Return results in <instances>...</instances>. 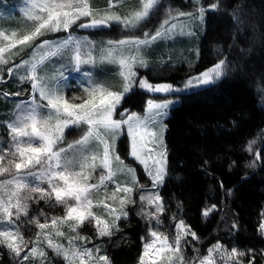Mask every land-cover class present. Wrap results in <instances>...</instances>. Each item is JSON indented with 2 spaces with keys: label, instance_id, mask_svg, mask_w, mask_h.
Segmentation results:
<instances>
[{
  "label": "snow or ice",
  "instance_id": "6c2138e0",
  "mask_svg": "<svg viewBox=\"0 0 264 264\" xmlns=\"http://www.w3.org/2000/svg\"><path fill=\"white\" fill-rule=\"evenodd\" d=\"M122 3L123 0H108L107 7L101 10L94 9L91 0H26L28 6L23 10L24 16L32 22V27L23 34L17 30L9 33L0 29V66L10 64L15 56L33 48L30 59L21 60L6 71L11 76L15 69L24 68L25 74L19 76L20 82L30 83L33 93H37L40 100L46 101V104H39L34 97L26 110L17 105L18 113L6 125L11 143L0 147V177H4L0 179V224L10 226L0 228V247L10 251L17 258V264H25L29 260H39L40 264H45L48 258L45 247L61 257L65 264H112L107 254H101L99 247L87 248L78 245L77 241L90 242L79 231L86 223L95 228L98 237L111 238L121 231L119 221L128 218V205L136 203L132 199L139 183L135 169L125 165L117 152V141L125 128L130 140L129 154L143 166L153 187L162 185L165 180L168 151L163 131L166 126L158 121L166 115L165 110L170 102L156 103L148 100L146 115L129 113L128 109H124L119 113L120 119L116 116L126 94L137 83V73L133 68L137 65L148 66L142 54L143 47L173 33L178 27L182 31L181 25L170 21L191 16L192 13L178 12L175 16L169 14L154 34L145 32L144 39L131 37L108 42L109 48L100 57V62L119 66L122 80L119 90L94 81L89 73H85L89 78L88 86L83 87L82 95L69 98L60 86V81L66 79L63 72L59 79L39 74L41 66L49 58L63 54L64 50L68 51L77 71L81 64L96 63L91 53L84 58L81 44L71 37L60 44H51L47 40L36 44L40 37L50 32L68 31L77 24L81 28L111 26L112 23L125 28H137L153 13L159 0H139V7L125 16L114 11L117 4ZM196 3L199 4L200 0H196ZM209 8L217 10L220 4L214 2ZM205 11L203 6L198 8L201 20ZM230 16L239 26L240 13L234 10ZM84 18H87L86 22H83ZM35 48H47V51L37 58ZM227 71V60L220 59L208 70L191 77L185 87L214 83ZM138 86L149 92L167 93L177 90L172 84H153L147 78L139 79ZM45 108L46 115L41 113V109ZM71 127H83V134L65 144V130ZM254 143L249 142L246 149L248 152L253 151ZM254 155L256 161L261 159L259 151ZM98 168L101 171L94 175ZM120 172H126L130 181L116 183L114 190L109 193L107 183L115 182L114 178ZM102 189L105 192L103 198L95 199L94 194ZM118 193L122 195L118 196ZM139 200L142 206L138 215L159 224L165 210L159 192L141 194ZM40 201L49 206L61 205L64 214L49 218L41 211L39 216H44L43 222L38 216H30L31 204ZM101 207L106 216L93 211ZM215 209L216 205L213 204L202 214L208 216ZM261 215L259 232L264 236V213ZM21 217H30L27 223L36 227L34 239L25 238L20 230L18 222ZM65 227L72 235L65 233ZM232 228L236 229L238 225L234 222ZM189 236L193 240L199 239L183 219L175 224V236L171 240L165 233L150 227L148 236L142 237L145 242L138 264H217V256L223 264H257L255 250L244 251L236 247L229 250L219 241L207 249L206 255L186 260L184 243ZM60 238L66 239L67 245L61 243ZM261 255L264 256V251ZM245 257L248 259L245 260Z\"/></svg>",
  "mask_w": 264,
  "mask_h": 264
},
{
  "label": "trees",
  "instance_id": "16d2710c",
  "mask_svg": "<svg viewBox=\"0 0 264 264\" xmlns=\"http://www.w3.org/2000/svg\"><path fill=\"white\" fill-rule=\"evenodd\" d=\"M21 0H0V6L9 10ZM218 2L220 8L209 6ZM108 0H91L93 8H106ZM118 10L121 15L139 7V0H123ZM170 4V5H169ZM162 5V6H161ZM173 4L160 0L165 10ZM196 6V5H195ZM198 6L205 7V21H198L203 28L197 42L198 57L195 65L179 66V72L170 78H151L153 84L169 83L174 91L149 92L141 89L138 82L124 99L123 109L143 110L148 97L165 99L181 94V102L170 110L166 119L165 144L167 146V175L159 194L163 198L164 212L159 226L170 236L175 234V224L183 219L199 237L186 241L184 252L196 244L202 252L218 241L227 249L255 250L257 264L264 263V236L259 224L264 213V0H200ZM234 10L240 13L237 26L231 19ZM79 23V22H78ZM19 29V33L32 27V22L23 16L9 17L2 23ZM78 25V24H77ZM156 27V29L158 28ZM66 32H64L65 34ZM52 35H60L59 32ZM48 36L45 35V37ZM200 40V41H199ZM161 43L150 53L156 61L160 58H175L176 53L167 45L164 36ZM199 47V51H198ZM151 56V57H152ZM220 59L228 62V71L214 83L185 87L194 76L208 70ZM4 79L0 82V143L10 138L4 122L13 118L23 83L17 73L8 75L3 66ZM3 93H9L5 96ZM252 152L246 149L249 142ZM259 151L261 159L255 160ZM254 164V166H249ZM216 209L208 216L203 211L211 205ZM128 218L119 221L121 228L111 238L98 237L91 224H85L81 233L91 237L112 261V264H138L149 228V221L138 215L131 205ZM30 216H62L61 205L49 206L44 201L33 203ZM30 217H21L18 222L22 232L33 237L37 231L27 223ZM175 218V219H174ZM236 223L238 228L233 229ZM14 255L0 247V264H16ZM248 257H245L247 260Z\"/></svg>",
  "mask_w": 264,
  "mask_h": 264
},
{
  "label": "rangeland",
  "instance_id": "374dc122",
  "mask_svg": "<svg viewBox=\"0 0 264 264\" xmlns=\"http://www.w3.org/2000/svg\"><path fill=\"white\" fill-rule=\"evenodd\" d=\"M169 1L174 6L173 8H171L172 5L171 6H169L170 4L168 5L169 6L168 9L165 10L166 11L165 16H163L162 20L158 23L159 27L161 26L163 21L169 17V14H171L172 16H175L176 13L178 12L192 13L191 16H182V17H179L177 20L170 21V23H176L178 25H181L183 30L181 31V29L178 27L173 33L164 36L166 42L168 43L167 45L172 49L173 53H176L177 59L171 58L169 56L167 58L157 59L156 61V59L152 55H150L153 49H155L156 46L161 44V43H156V40L153 41L151 44L144 46L142 49V54L147 60L148 66L141 67L137 65L133 68V71L137 73L135 77V80L137 82L141 78H147L150 83H152L150 81L151 78H156V79L170 78L174 74L179 72L180 65L185 64L188 68H190L191 66L195 65L198 59V57H196L197 42L199 39V35L201 37V33L203 34V28L198 23V21L203 23V20L199 18V14H198L199 6L196 3V0H169ZM27 6L28 5L26 4V0H21L17 6H13L9 10H5L0 6V29L5 30L9 33L11 30H17L19 32V29L16 28L15 26L13 25L11 26L10 24L3 25L2 23L5 19L9 17H13V16L19 19H20V16H23L24 18H26L24 16L23 10ZM122 6H124V4H121L120 7L119 5H117L114 8V11H116L118 14L121 15L120 11L118 10V7L120 8V10H122ZM161 6L156 7L153 13L148 17V19L143 21L142 24L137 28H125L124 26L117 24V23H112L111 26L85 27V28H81L78 25H73L68 31H59L60 35H52L57 32H50L48 33V36L40 37L35 42L36 44H39L43 40H47L51 44H60L64 40L71 37L73 41H78L81 44L82 46L81 52L84 58H87V55L91 53L92 57L95 58L96 63L95 64H81L79 66V71H77L75 64L70 59V55L68 51L64 50L63 54L49 58L45 62V64L41 66L42 70L39 71V74L41 76H47V77L56 76L59 79L60 73L63 72V75L64 77H66V79L63 81H60V86L63 88L66 96L69 98L72 96L82 95L83 87L88 86L89 78L85 75V73H89L92 80L100 82V83H104L107 86H111L113 90H119L120 85L122 83L121 77L119 76V66L117 64H112V63H107V62L101 63L100 57L103 56L106 53L107 49L109 48V44H108L109 41H117V40L127 39L131 37H139L141 39H144L143 34L145 32L154 34L156 27L158 26H156L155 28H153V26L155 22H157L158 18L164 14L163 13L164 9ZM94 9L102 10L105 8H94ZM128 13L121 15V16H125ZM86 21H87V18H84L83 22H86ZM204 21H205V14H204ZM64 32L66 33L64 34ZM198 45H199V42H198ZM33 50H34L33 48H28L23 53H21L19 56H15L12 62L8 64V67H13L15 64H19L21 60L30 59L31 56L33 55ZM44 51H47V48L46 49L35 48L36 57L39 58V56L42 55ZM198 51H199V47H198ZM125 54H128V53L126 52ZM3 68H4L3 66H0V76H2L4 79V76L2 75ZM14 72L17 73L18 76L24 75L25 69L24 68L15 69ZM136 85L137 83L133 86L131 91L134 90ZM188 89L189 88L181 89V91L178 90L177 93L179 94H176L175 96H171L165 99H158V98L150 96L148 97L145 108L143 110H133L131 112L129 111L128 112L129 113L135 112L141 116H144L146 115L148 100H153L156 103L170 102L168 103V108L165 110L166 115H164L162 119L158 121V123H162L164 126H166V119L169 116L170 110L181 102L182 100L181 94L187 91ZM19 93H20V99L18 100L17 105H21L25 110L31 106V103L34 97H35L36 103L46 104V101L40 100L39 95L37 93H33L30 83H23V86L21 87ZM128 94H126V96ZM123 102L124 100L122 101L121 105L119 106L117 110V116H116L117 119L121 118L119 116V113L123 112L124 110ZM18 111L19 110L16 107V109L14 110L13 118L4 122L5 127L2 126V129L4 128L7 129L6 127L7 123L14 119V116L16 113H18ZM41 113L46 115L47 109L46 108L41 109ZM165 130L163 131L164 144H165ZM82 134H83V127L81 128L71 127L69 129H66L65 130V144L78 139ZM10 143H11V138H8L6 142L0 143V147H6ZM117 152L121 156V158L124 160L125 165L135 169L136 179L139 183L138 185H136L135 191L132 194V199L136 201V203L132 205L136 206V211L138 213L142 206L139 200L140 195L141 194L147 195L148 193L158 192L161 185L158 187H153L152 181L147 176L143 166L140 165L136 160H134V158H132L131 155L129 154L130 140L127 137L126 128L124 129L123 134L120 136L119 140L117 141ZM100 171L101 169L98 168L97 172L94 175H98ZM3 178L4 177H0V179H3ZM130 179H131L130 176L126 172L118 173L117 176L114 178L115 182L107 183L108 192L110 193L111 191L114 190L116 183L128 182L130 181ZM104 195H105V192L102 189L98 193L94 194V198L100 199V198H103ZM117 195L119 196L122 194L118 193ZM108 203H111V201H108ZM114 206H118V205H114ZM129 206L131 205H128V207ZM146 210H151V209L146 208ZM93 211L96 212L97 214H103L106 216V214L103 213L102 207L94 208ZM127 211L128 213H130L129 210ZM149 224H150L149 228L154 227L158 229L160 232H163L166 235H168L162 229V227L159 226V224H156L155 221H151L149 222ZM3 227H10V226L6 224H0V228H3ZM149 228H148V231H149ZM63 230L65 231L67 235H72V233L68 232V229L66 227ZM148 231L145 237L148 236ZM80 234L87 237V234L85 233L80 232ZM24 236L25 238H31V239H34L35 237V235L33 237H29L25 234ZM174 236L175 234L173 236L168 235L170 240L174 238ZM87 238L90 240L89 243H85L84 241L78 240L77 244L83 245L84 247H87V248L99 247L96 243H93V244L91 243L93 239L90 236ZM190 240H191V236L186 238V241H190ZM60 242L67 245V240L64 238H60ZM31 246L32 245L30 244L29 247ZM45 250L48 253V258L45 264H65V261L61 257L56 256L52 252L51 249H47L45 247ZM100 250H101V254H106L102 249ZM206 254H207V251L205 252L200 251L196 244H193V246L190 247L187 252H184V256L186 260L191 259L193 257H202ZM13 257L16 261L15 263L17 264V258L15 256ZM216 260H217V264H223V262L220 260L218 256L216 257ZM25 264H40V262L39 260H36V261L29 260L25 262Z\"/></svg>",
  "mask_w": 264,
  "mask_h": 264
}]
</instances>
